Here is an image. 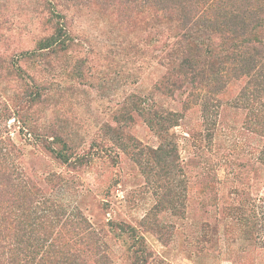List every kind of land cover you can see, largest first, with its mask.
Returning <instances> with one entry per match:
<instances>
[{"label":"trees","instance_id":"16d2710c","mask_svg":"<svg viewBox=\"0 0 264 264\" xmlns=\"http://www.w3.org/2000/svg\"><path fill=\"white\" fill-rule=\"evenodd\" d=\"M2 3L0 88L11 97L0 101V264H111L104 241L81 211L57 205L16 166L18 150L8 131L13 120L33 136L32 146L43 155L65 166L76 158L78 147L64 119L57 128H41L39 123L47 114L53 118L43 106L57 93L55 86H62L46 56L67 55L74 46L67 18L71 8L96 7L120 19L132 17L136 26L147 28L150 61L170 58L150 93L129 94L112 116L120 133L136 116L158 141L148 148L122 136L119 143L154 191L156 204L148 225L160 232L154 215L185 214L186 187L180 191L179 184L176 190L171 130L197 112L202 132L213 138L222 102L234 83L240 87L230 103L244 112L246 129L261 139L256 159L264 167V0H35L34 30L27 33L32 36L30 47L15 52L8 46L13 18L4 13L7 4ZM85 68L83 59H75L63 78H87ZM178 97H183L179 111L165 103ZM62 180L55 174L44 179L50 190ZM235 215H264V203L251 200ZM119 230L138 243L142 238L132 227L120 225ZM130 258L131 264H149L150 256L140 244Z\"/></svg>","mask_w":264,"mask_h":264},{"label":"rangeland","instance_id":"374dc122","mask_svg":"<svg viewBox=\"0 0 264 264\" xmlns=\"http://www.w3.org/2000/svg\"><path fill=\"white\" fill-rule=\"evenodd\" d=\"M5 1L4 13L13 18L9 51L29 49L32 36L27 33L34 30L35 0ZM67 18L74 46L67 55L46 56L56 83L62 86H55L57 93L43 106L53 112V118L47 114L39 123L41 128H57L64 119L78 153L70 165H61L33 147V136L11 120L8 131L18 150L16 166L57 205L81 211L104 241L111 264H131L140 244L150 256L149 264L159 260L164 264H264V215H235L240 205L251 200L264 203V167L256 159L262 141L246 129L244 112L230 103L240 85L229 87L213 138L202 132L197 112L171 130L176 190L179 184L180 191L186 187L185 214L154 215L161 227L158 232L148 225L156 204L154 191L119 145L122 136L148 148L158 141L136 116L123 133L112 116L129 94L148 95L170 58L150 61L147 28L136 26L132 17L120 19L84 6L71 8ZM75 59L84 60L88 76L65 80L63 73ZM9 97L10 92L0 88V101ZM181 98L165 103L179 111ZM48 174L62 176L55 190L45 184ZM120 225L132 227L142 237L139 243L119 230Z\"/></svg>","mask_w":264,"mask_h":264}]
</instances>
